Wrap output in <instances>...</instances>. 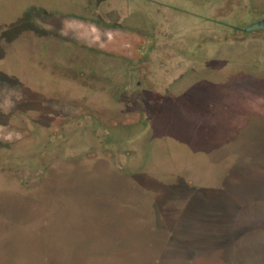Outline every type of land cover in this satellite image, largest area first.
I'll use <instances>...</instances> for the list:
<instances>
[{
  "label": "rangeland",
  "instance_id": "374dc122",
  "mask_svg": "<svg viewBox=\"0 0 264 264\" xmlns=\"http://www.w3.org/2000/svg\"><path fill=\"white\" fill-rule=\"evenodd\" d=\"M263 17L0 0V264H264Z\"/></svg>",
  "mask_w": 264,
  "mask_h": 264
},
{
  "label": "crops",
  "instance_id": "0c3cea01",
  "mask_svg": "<svg viewBox=\"0 0 264 264\" xmlns=\"http://www.w3.org/2000/svg\"><path fill=\"white\" fill-rule=\"evenodd\" d=\"M85 7L86 6H82L80 7V10H76V9H73V10H68V11H62V12H56V13H60V14H67V16H71V17H76V18H83V19H89L92 17L91 16H85V14H87L85 11ZM90 21V19H89Z\"/></svg>",
  "mask_w": 264,
  "mask_h": 264
},
{
  "label": "water",
  "instance_id": "95a60500",
  "mask_svg": "<svg viewBox=\"0 0 264 264\" xmlns=\"http://www.w3.org/2000/svg\"><path fill=\"white\" fill-rule=\"evenodd\" d=\"M264 27V17L258 21H256L255 23L245 27V31H249L252 29H256V28H263Z\"/></svg>",
  "mask_w": 264,
  "mask_h": 264
},
{
  "label": "flooded vegetation",
  "instance_id": "af4514ba",
  "mask_svg": "<svg viewBox=\"0 0 264 264\" xmlns=\"http://www.w3.org/2000/svg\"><path fill=\"white\" fill-rule=\"evenodd\" d=\"M85 8H86V7H85ZM92 19H94V18H92ZM259 30H260V31H264V27H263V28H260ZM130 80H131V79H130Z\"/></svg>",
  "mask_w": 264,
  "mask_h": 264
}]
</instances>
